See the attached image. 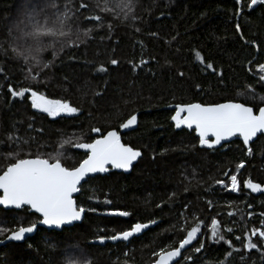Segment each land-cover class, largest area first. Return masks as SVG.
Listing matches in <instances>:
<instances>
[{
  "label": "trees",
  "instance_id": "1",
  "mask_svg": "<svg viewBox=\"0 0 264 264\" xmlns=\"http://www.w3.org/2000/svg\"><path fill=\"white\" fill-rule=\"evenodd\" d=\"M26 2L0 0V170L17 153L54 155L61 139L70 137L74 144L97 138L93 127L102 133L119 131V124L136 113L138 127L124 134L123 142L143 156L128 175L112 171L88 178L76 198L77 205L86 210L81 224L63 231L39 229L24 243H10L0 249V264H67L73 258L89 259L91 264H153L155 252L175 246L185 235L174 226L183 225L181 214L189 216L191 224V213L204 221V234L197 237L204 249L196 253L197 240H193L184 252L192 259L181 264H264V251L243 248L245 232L264 226L260 215L264 193L244 187L249 179L264 185V138L251 145L250 155L239 138L209 149L199 144L195 131L178 129L171 119L177 104L234 101L264 106L260 100L264 82L259 81L264 75L259 71L264 64V5L250 10L248 0H242V5L236 0H133L138 19L107 16L110 31L96 28L88 38L82 37L79 47H65L55 57L51 50L43 53L45 62L53 63L37 84L25 78L27 67L11 51L7 38ZM87 2L95 4V0ZM238 8H242L239 13ZM76 24L83 28L87 22L81 16ZM112 59L118 63L111 64ZM101 66L106 71H99ZM9 85L39 88L49 98L67 100L81 111L76 117H48L31 107L30 97H12ZM63 151L62 162L69 167L85 156L72 145H65ZM241 161L244 167L237 171ZM225 172L237 175L238 194L215 183L219 179L230 184ZM116 211L131 215H113ZM229 212L234 215L228 216ZM213 217L233 229L223 234L240 251L226 257L231 249L224 241L212 242L208 229ZM37 219L30 210L0 208V227L15 229ZM150 219L157 223L140 237L97 244L100 236ZM8 234L0 235V240ZM253 240L259 244L257 238Z\"/></svg>",
  "mask_w": 264,
  "mask_h": 264
},
{
  "label": "snow or ice",
  "instance_id": "2",
  "mask_svg": "<svg viewBox=\"0 0 264 264\" xmlns=\"http://www.w3.org/2000/svg\"><path fill=\"white\" fill-rule=\"evenodd\" d=\"M237 5H242V0H236ZM264 5V0H248L247 7ZM242 8H238L239 13ZM105 14V15H102ZM121 14L124 20H136L134 14L133 0H95L94 5H90L87 0H27L20 18L14 24L13 29L8 34L11 41V51L16 56L23 59L27 67L26 79H31L37 84L44 80L42 72L50 69L53 61L45 62L43 53L51 50L53 56L62 51L65 47H79L84 42L83 38H88L90 33L96 28H112L111 22L107 21V16L120 19ZM83 16L87 24L81 28L76 21ZM240 31L239 25L236 26ZM139 31V29H137ZM153 35H156L153 33ZM197 57L203 63V58L197 53ZM111 64L116 65L118 61L112 59ZM146 61L141 60V64ZM30 65V66H29ZM207 68L212 69L211 63ZM99 71L106 69L101 66ZM214 70V69H213ZM259 71L264 73V64L259 65ZM3 72V69H0ZM180 75H183L181 73ZM259 81L264 82V75L259 76ZM9 93L16 98L31 99V107L39 112L46 113L48 117L60 116L76 117L81 111L77 106L63 99H51L39 88L32 86H22L13 88L8 86ZM254 91V90H253ZM100 93H96L99 95ZM264 102V96L260 97ZM176 128L193 129L198 135L199 144L213 149L221 145L222 141H228L232 137L241 138L247 147V153L251 154L250 142H255L254 138H264V106H249L241 102L228 101L224 103H188L177 104L175 114L171 117ZM137 116L131 115L119 124L120 129H127L136 124ZM31 127V124L29 125ZM39 131H43L40 129ZM91 132L98 134L97 138L87 142L83 140L73 144L71 138L61 139L59 148L55 154L23 156L17 153L3 170H0V206L5 208L30 210L33 214H38L35 222H30L28 226H18L15 229L0 227V235L9 233L6 237L9 241H23L26 234L38 230V226H47L49 229H59L63 231L68 226H73L74 222L80 221L85 208L78 206L74 199V194L81 191L90 174L105 173L109 166L114 169L129 170L133 162L141 156L138 149H134L121 142L120 133L113 129L102 133L98 127L91 128ZM11 139V137H9ZM65 145H72L74 148L83 150L85 156L73 166H66L62 161L66 158L63 149ZM244 167L241 161L237 165V171ZM224 175L228 176L225 172ZM230 184L224 180H215L224 190L234 193L240 191V183L237 175L228 176ZM244 187L253 193H264V185L255 183L252 180L244 182ZM187 190V189H185ZM172 195H175L173 193ZM111 203V201H105ZM209 209L213 207L211 200L207 201ZM158 207L160 205H157ZM187 209V205L184 206ZM252 207L251 204L248 205ZM96 211V209H90ZM121 217L131 215L128 211H116L112 213ZM219 214V213H217ZM192 223L189 224V216L181 214L183 225L174 226L178 231H184L185 235L175 242V246L161 247L155 252L153 264H181L182 260H191L184 252L186 246H192V241L197 240L198 246H193L196 253L204 249V243L197 239L198 235H203L201 226L204 224L195 213L190 214ZM234 215L229 212L228 216ZM249 212L248 216L251 217ZM264 217V212L260 214ZM157 221L150 219L147 223L136 222L129 229L120 231L110 236H100L98 241L104 244L106 241H129L130 238L141 234L149 229L150 225H155ZM264 225V221L261 222ZM212 242L224 241L231 251L226 253V257L232 255V251H240L235 248L232 241L223 234L224 231L232 232L231 227H225L215 217L211 219ZM245 242L243 248L249 251L256 249L264 251V226L253 227L244 234ZM257 238L259 244L254 242ZM240 240V236H235ZM4 241H0L3 243ZM67 264H91L89 259H69ZM225 264V262H220Z\"/></svg>",
  "mask_w": 264,
  "mask_h": 264
},
{
  "label": "water",
  "instance_id": "3",
  "mask_svg": "<svg viewBox=\"0 0 264 264\" xmlns=\"http://www.w3.org/2000/svg\"><path fill=\"white\" fill-rule=\"evenodd\" d=\"M233 102H234V101H233ZM135 115L137 116V121H136V124H135V125H133V126L127 128V129H120V130L118 131V132L120 133V135H121V142H122V143H124V142H123V135L126 134V133H129V132H131V131H134V130L137 129V127H138V123H139V114L136 113ZM55 118H57V117H55ZM183 128H184V127H183ZM184 129H186V130H188V131H195L194 128H193V129H187V128H184ZM196 134H197V133H196ZM197 136H198V135H197ZM259 137H260V134H258V137H257V138H254V141H256ZM237 138H238V137H232V138H230L228 141H222V142H221V145H217V146H215L214 148H221V147H223L224 145L233 142V141L236 140ZM239 139H241V138H239ZM241 141H242V139H241ZM242 142H243V141H242ZM253 143H254V142H250V144H249L248 147H251V145H252ZM124 144H125V143H124ZM128 146H129V145H128ZM244 146H245V145H244ZM245 147H246V146H245ZM246 148H247V147H246ZM74 149H75L76 151H78V152L84 153L83 150H79V149H76V148H74ZM140 152H141V151H140ZM142 156H143V154H142V152H141V156L138 157L137 160L133 162L132 166H131L130 169L127 170V171H125V170H123V169H114V168H111V166H109V170H108L107 172H105V173H95V174H90V177H94V176H98V175H99V176H106V175H108L109 173H111L112 171H114V172H118V173H123V174L128 175V174H130V173L132 172L133 168L137 165V163H138L139 160L142 158ZM87 180H88V179H87ZM79 194H80V192L74 194V199H75V200H76V198H77V196H78ZM76 203H77V202H76ZM0 208L4 209V210H6V211H21V210H22V209H19V210H18V209L11 208V207H10V208H5V207H3V206H0ZM30 212L33 213L32 211H30ZM85 214H86V210H85V213H84L83 216H82V219H81L80 221H76V222H74V225H73V226H75V225H77V224H81V223L83 222V220H84ZM36 215H38V214H36ZM73 226H68V227H73ZM68 227H66V228H68ZM39 229H46V230H49V231H61V230H59V229H56V230L49 229V228H47V226H38V230H39ZM38 230H37V231H38ZM147 230H148V229L144 230V232H142L141 234H138V235H136V236L130 238L129 241L133 240V239L136 238V237H140V236H142ZM37 231H35V232H33V233H30V234H26L25 240H23V241H9V240H7L6 238L3 239V240H0V241H4L3 243H0V249H1L2 247H4V246L10 244V243H24L28 238H31V237L35 236V234L37 233ZM129 241H120V240H118V241H110V240H108V241H106L104 244H100L99 241H97V244L103 246V245H105L106 243L129 242ZM186 247H187V250H188L190 246H186ZM187 250H186V251H187Z\"/></svg>",
  "mask_w": 264,
  "mask_h": 264
},
{
  "label": "flooded vegetation",
  "instance_id": "4",
  "mask_svg": "<svg viewBox=\"0 0 264 264\" xmlns=\"http://www.w3.org/2000/svg\"><path fill=\"white\" fill-rule=\"evenodd\" d=\"M36 111H38L37 109H36ZM39 112V111H38ZM40 113H42V112H40ZM46 114V113H45ZM239 193V192H238Z\"/></svg>",
  "mask_w": 264,
  "mask_h": 264
},
{
  "label": "built area",
  "instance_id": "5",
  "mask_svg": "<svg viewBox=\"0 0 264 264\" xmlns=\"http://www.w3.org/2000/svg\"><path fill=\"white\" fill-rule=\"evenodd\" d=\"M234 193V192H233ZM235 194H238V193H235Z\"/></svg>",
  "mask_w": 264,
  "mask_h": 264
}]
</instances>
